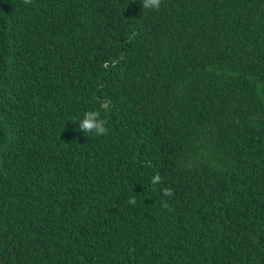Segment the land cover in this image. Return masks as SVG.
<instances>
[{"label":"trees","instance_id":"obj_1","mask_svg":"<svg viewBox=\"0 0 264 264\" xmlns=\"http://www.w3.org/2000/svg\"><path fill=\"white\" fill-rule=\"evenodd\" d=\"M0 264H264V0H0Z\"/></svg>","mask_w":264,"mask_h":264},{"label":"clouds","instance_id":"obj_2","mask_svg":"<svg viewBox=\"0 0 264 264\" xmlns=\"http://www.w3.org/2000/svg\"><path fill=\"white\" fill-rule=\"evenodd\" d=\"M25 5H30L32 0H23ZM141 6L143 10L159 11L161 6V0H141ZM107 102L101 103L100 109H94L86 111L82 119L75 121L78 123V131L85 134H94L97 136H105L109 133V128L107 127V120L101 116V109L107 110ZM152 184H159L162 182V178L156 175L151 180ZM164 196H171L172 192L169 189H164L162 192ZM129 204H136L135 198H131L128 201ZM167 207V204H164Z\"/></svg>","mask_w":264,"mask_h":264}]
</instances>
